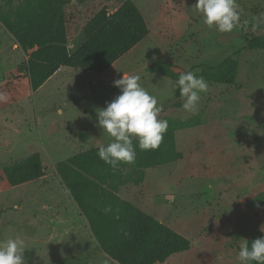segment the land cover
<instances>
[{"label":"rangeland","instance_id":"374dc122","mask_svg":"<svg viewBox=\"0 0 264 264\" xmlns=\"http://www.w3.org/2000/svg\"><path fill=\"white\" fill-rule=\"evenodd\" d=\"M22 2L0 0V11L17 10ZM195 3L67 0L71 60L36 90L23 72L30 52L0 21V241L24 239L26 264H117L91 244L89 223L55 164L111 142L98 126L96 109L120 93L113 81L123 72L138 75L163 105L159 119L186 123L173 131L177 159L148 167L109 165L99 182L106 198L126 201L189 239L188 250L157 264H239L241 241L261 231L264 49L242 47L246 38L264 33V0H236L240 22L230 32L204 24ZM102 8L108 19L86 36L85 26ZM228 57L237 63L235 82H207L196 114L174 97V80L148 70L163 61L175 72L195 73L200 68L194 65ZM133 144L137 149V140ZM166 148H160L161 158ZM34 153L44 175L12 187L7 172Z\"/></svg>","mask_w":264,"mask_h":264},{"label":"trees","instance_id":"16d2710c","mask_svg":"<svg viewBox=\"0 0 264 264\" xmlns=\"http://www.w3.org/2000/svg\"><path fill=\"white\" fill-rule=\"evenodd\" d=\"M66 4L67 0H23L17 10L0 11V21L19 46L24 51L32 49L24 69L33 90L40 87L60 66L68 64L71 60L66 45ZM107 19L108 15L102 8L85 26V35H91ZM245 42L247 44L242 47L244 49H264V33L259 37L246 38ZM192 68H200L195 74L203 76L206 82L232 85L237 75V63L230 57L215 65L200 63ZM148 70L159 72L175 82L180 74L172 70L168 62L163 61L155 62ZM174 97L180 98L176 86ZM174 105L181 104L176 101ZM182 125L186 123L169 120L168 129L158 149L148 152L137 147L135 163L148 167L158 164L161 159H177L180 154L174 152L176 150L173 131L175 127ZM166 146V157L161 158L159 150ZM154 151L155 153L151 154ZM97 152L98 147L57 162L55 170L87 219L99 247L119 264H157L172 254L188 250L190 241L183 234L126 201L112 195L106 198L102 194L99 182L105 181L103 176L106 171L110 172V166L99 158ZM42 175L44 168L40 155L34 153L14 164L7 172L6 178L11 186H16ZM106 208H110V211L105 212ZM261 236H264V233L255 232L249 238V244L251 240Z\"/></svg>","mask_w":264,"mask_h":264},{"label":"clouds","instance_id":"9594fccd","mask_svg":"<svg viewBox=\"0 0 264 264\" xmlns=\"http://www.w3.org/2000/svg\"><path fill=\"white\" fill-rule=\"evenodd\" d=\"M194 6L201 14L203 23L208 27L215 26L219 32H230L239 25L240 12L236 0H196ZM139 81L138 75L123 72L119 79L113 81L120 93L105 107L96 109L98 126L112 138L107 145L97 146V155L113 168L120 163L135 162L134 139L138 141L141 151L155 150L163 142L168 129V121L158 118L163 105ZM175 86L179 89L183 109L196 114L201 93L208 89L204 77L185 71L179 74ZM3 98V94H0V99ZM104 211H110V208ZM260 230L264 232V226ZM26 248L24 239L19 236L0 241V264H26ZM237 260L239 264H264V236L251 240V244L243 239Z\"/></svg>","mask_w":264,"mask_h":264},{"label":"crops","instance_id":"0c3cea01","mask_svg":"<svg viewBox=\"0 0 264 264\" xmlns=\"http://www.w3.org/2000/svg\"><path fill=\"white\" fill-rule=\"evenodd\" d=\"M66 45H67V47H68V45H69V40H68V42L66 43ZM29 52H31L32 51V49H29L28 50ZM67 64H65V65H62V66H60L59 67V69L53 74V75H51L47 80H49V79H51L57 72H59L63 67H65ZM23 72L25 73V77H27V75H26V72H25V70H23ZM23 72H21L22 73V75H24L23 74ZM28 78V77H27ZM29 80V79H28ZM96 148V147H95ZM43 176V175H42ZM41 176V177H42ZM40 178V177H39ZM38 179V178H37ZM34 180H36V179H34ZM22 184H24V183H22ZM22 184H19V185H22ZM16 186H18V185H16ZM12 187H15V186H12ZM80 215H82V213L80 212ZM84 219H85V216H84ZM95 239V238H94ZM91 244H93V246H94V248L96 249V248H98L99 247V245H98V243H97V241H96V239L94 240V242H91ZM102 251H103V249H102ZM104 252V251H103ZM105 253V252H104ZM88 254H89V252H88ZM106 254V253H105ZM107 255V254H106ZM73 256L74 255H71L70 256V258L72 259L73 258ZM109 257V256H108ZM110 258V257H109ZM110 259H112V258H110ZM113 260V259H112ZM115 263H117V264H119L117 261H115V260H113Z\"/></svg>","mask_w":264,"mask_h":264}]
</instances>
